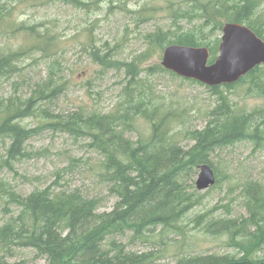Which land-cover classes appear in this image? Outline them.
I'll use <instances>...</instances> for the list:
<instances>
[{"label":"trees","instance_id":"1","mask_svg":"<svg viewBox=\"0 0 264 264\" xmlns=\"http://www.w3.org/2000/svg\"><path fill=\"white\" fill-rule=\"evenodd\" d=\"M11 1L0 0V28L28 31L37 40L24 49L0 47V79L4 80L22 78L18 64L27 52L46 54L55 47L50 34H35L34 27L14 26L9 21ZM57 1L76 8L86 6L84 0ZM257 7L256 0L237 3L180 0V6L171 16L172 26L185 21L189 27L179 26L182 32L176 34L178 30H174L172 39L168 31H159L154 39L160 48L172 44L206 47L211 64L217 58L219 41H209L206 31L220 32L225 23L243 24L264 41L261 24L252 22ZM94 61L107 68L112 66L108 58L96 54ZM51 62L45 78L29 95L0 99V140L9 141L7 165L25 157V144L32 137L31 130L24 128L21 122L37 115L47 121L51 116L44 107L67 89V80L60 75V69L56 70L58 60ZM120 66L127 69L130 80L114 112L80 111L52 124L63 132L87 138L89 147L102 156L98 177L108 193L117 199L113 209L100 212V201L79 191L54 192L47 188L21 196L0 182L9 204L18 211L0 226V264H28L9 262L17 249L34 251L45 264H264V189L257 185H246L243 189L249 216L239 220H212L204 228V232L212 236L226 235L227 246L237 251L234 255L175 254L174 262L160 263L155 254L128 252L126 246L116 240L127 234L146 240L147 234L157 228L163 237L180 233V222L199 202L190 182L200 165L211 167V153L248 141L264 149V111H238L222 94L217 106L208 113L203 129L182 133L193 142L188 148L182 147L178 133H172L180 115L171 105L162 104L163 97L153 98L141 82H132L139 76L136 65L123 63ZM157 69L168 72L159 66ZM263 70L264 65L256 67L235 84L209 89L217 95L222 87L231 90L248 84L249 92L264 97V77L260 76ZM25 82L22 78L21 82L13 84L19 86ZM138 118L149 124L150 132L134 140L127 134L135 131L133 123Z\"/></svg>","mask_w":264,"mask_h":264},{"label":"rangeland","instance_id":"2","mask_svg":"<svg viewBox=\"0 0 264 264\" xmlns=\"http://www.w3.org/2000/svg\"><path fill=\"white\" fill-rule=\"evenodd\" d=\"M230 1L237 3L241 0ZM256 1L258 7L252 22L261 24L260 30L264 36V0ZM84 2L86 6L83 8L57 0L9 2V21L14 26L34 27L35 34H50L55 47L46 54L27 52L18 64L26 82L15 86L13 82H21L22 78L0 79V99L11 95H29L45 78L51 60H58L56 70L60 69V75L68 83L66 91L44 107L51 116L47 121L37 115L21 122L24 128L32 132V137L25 144V157L7 165L9 141L0 140V182L21 196L47 188L54 192L79 191L88 198L99 200L100 212H109L117 199L108 193L98 177L102 156L89 147L90 140L87 138L63 132L52 124L80 111L100 114L114 112L121 102L123 88L130 80L127 69L120 64L136 65L139 76L132 82H141L153 98L163 97L162 104L171 105L180 115L174 122L172 133H178L179 143L185 148L193 142L183 137L182 133L203 129L208 121V113L217 106L221 94L236 110L246 113L264 111V97L249 92L248 84L237 85L231 90L222 87L215 95L203 84L157 69L158 66L162 67L164 50L155 42L157 32L168 31L172 39V34L176 32L174 30H178L176 34L182 32L179 26L189 27L185 21L180 22L179 26L177 24L178 28L172 26L171 16L180 6V0ZM12 28H0L1 48L24 49L37 40L28 31L20 32ZM206 35L209 41L218 40L219 46L221 31H206ZM94 54L108 58L112 66L107 68L97 64ZM139 59L143 61L138 62ZM262 72L261 78L264 77ZM133 124L135 131L127 134L128 137L136 140L139 135L146 137L149 134L150 126L146 121L138 118ZM209 163L218 183L207 191L198 192L195 188L197 171L190 184L197 192L199 202L180 222V233L163 237L160 228H157L147 234L146 240H137L127 234L117 237V241L122 242L128 252L155 254L160 263L174 262L175 254L234 255L237 251L227 246L226 235L212 236L206 234L204 228L212 220H239L248 215L243 189L246 185H257L264 189V149L255 147L249 141L238 142L216 149L211 153ZM17 212L0 189V226ZM19 261L45 264V260L30 249H17L9 257V262Z\"/></svg>","mask_w":264,"mask_h":264},{"label":"water","instance_id":"3","mask_svg":"<svg viewBox=\"0 0 264 264\" xmlns=\"http://www.w3.org/2000/svg\"><path fill=\"white\" fill-rule=\"evenodd\" d=\"M216 60L209 64L206 47L168 45L163 50L161 66L175 76L209 88L237 83L256 67L264 65V41L243 24L225 23ZM195 188L207 191L216 184L208 164L200 165Z\"/></svg>","mask_w":264,"mask_h":264},{"label":"bare ground","instance_id":"4","mask_svg":"<svg viewBox=\"0 0 264 264\" xmlns=\"http://www.w3.org/2000/svg\"><path fill=\"white\" fill-rule=\"evenodd\" d=\"M194 180V179H193ZM117 240V239H116ZM110 253V252H109Z\"/></svg>","mask_w":264,"mask_h":264}]
</instances>
